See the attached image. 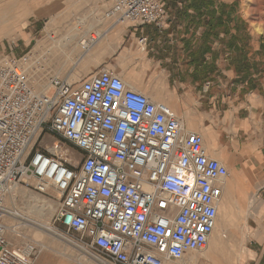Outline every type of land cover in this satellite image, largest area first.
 <instances>
[{"label":"built area","instance_id":"1","mask_svg":"<svg viewBox=\"0 0 264 264\" xmlns=\"http://www.w3.org/2000/svg\"><path fill=\"white\" fill-rule=\"evenodd\" d=\"M169 1L112 0L103 16L161 27ZM98 38L89 33L80 49ZM39 64L31 52L0 61V264H34L43 249L5 237V198L29 178L37 192L58 193L53 221L80 235L99 264H179L203 249L229 172L202 134L104 67L75 83L48 72L39 90ZM44 134L55 141L40 146ZM63 141L80 155L75 163Z\"/></svg>","mask_w":264,"mask_h":264},{"label":"crops","instance_id":"2","mask_svg":"<svg viewBox=\"0 0 264 264\" xmlns=\"http://www.w3.org/2000/svg\"><path fill=\"white\" fill-rule=\"evenodd\" d=\"M111 3L112 0H50L40 3L46 7L44 16L36 15L32 9L26 19L35 27L50 14L74 36L70 43L73 60L67 62L69 70L64 79L70 74L82 76L76 81L79 82L103 67L117 72L128 88L169 106L186 129L210 139L215 149L205 147L209 156L221 153L230 172L228 181L222 182L217 205L221 212L218 229L211 233L205 252H186L180 263L264 264L263 78H244L238 61L234 57L227 59L228 50L218 41L211 44L215 55L206 52L205 60H199L194 51L203 27L197 28L194 36L191 29L181 33L185 21L176 24L174 9L167 7L168 3L163 29L155 24L134 25L105 18L103 13ZM92 32L99 34L97 42L79 54L74 43ZM263 41L262 38L260 42ZM256 46L252 44L253 51ZM86 62L93 70L82 73L79 68ZM64 240L74 244L69 238ZM34 264H76V259L68 252L46 250Z\"/></svg>","mask_w":264,"mask_h":264},{"label":"rangeland","instance_id":"3","mask_svg":"<svg viewBox=\"0 0 264 264\" xmlns=\"http://www.w3.org/2000/svg\"><path fill=\"white\" fill-rule=\"evenodd\" d=\"M46 1L50 0H0V16L2 17L4 15L5 17V20H2V28L8 27L14 16L21 14L22 12H25L27 10L29 11V9H33L34 6L40 5L41 7H44V5L42 6L40 3H45ZM223 1H226L227 3L229 1L232 2L228 7V15L235 18L236 21H240V26L242 25V29L240 30V32L237 29H232L231 34L236 33L240 36L243 33H246L248 35L247 48H244L245 51L241 55L237 51V53L229 51L226 45H223L224 50H228H226L228 52L227 59L234 60V57L235 61H238L239 70L243 74L242 76L244 78L249 79L253 78L254 75H256L257 78H260L261 80L263 78L264 80V41L260 42L262 38L264 39V30H262L261 32L256 30V26L264 27V0ZM32 5L34 6L32 7ZM28 14V12L25 14L22 20L23 24L21 26H18L10 34L0 37V61L4 57L12 54L21 55L27 52H31L34 55L35 59H37L40 63L34 72V77L36 78V83L34 84L35 86L38 81L40 83H45L47 81L48 72L50 75L63 78L66 75V72H68L69 70L67 62L68 60L72 59L70 50L72 44H64V36H68L69 34L67 28L61 27L60 20L54 21L53 19H51L50 14L48 18L42 17V19L35 24V27H33L34 24H31L30 20L26 19V16ZM133 24L136 25L135 23ZM163 27H165V25L162 26V28L160 27V29H163ZM29 31L32 32L31 35L28 34ZM229 36H227L226 39L229 38ZM84 37L85 36H81L80 39ZM220 37L222 38L223 34L220 35ZM39 40H44V43L42 47L38 48L35 45ZM78 41L74 43L73 47L76 48V51L79 54H83L84 52L80 49ZM241 41L243 42L244 38L238 39V43H240L239 45H242ZM254 43L258 46H256L257 49L253 51L252 44ZM47 63L50 64L47 65ZM79 70L82 71V73H87L88 71H92L93 69L89 66V68L86 70H84L82 67L79 68ZM116 73L117 72H115L114 74ZM81 77L73 76L70 74L68 75L67 80L75 83ZM123 80L125 81V79ZM41 89L43 88H39V90ZM204 140L206 141L204 142V146L206 147V149H208L206 143L211 140L206 138H204ZM53 141H55V137L44 134L38 140V144L40 146H44L45 144L50 145ZM63 142V148L69 151V154L71 156L70 160L72 161V163H75L80 159V155L77 153L76 149L72 146L71 143L66 141ZM221 163L228 166L224 162ZM223 181H228V179L224 178ZM15 187L22 188L26 195L35 194L42 199L52 198L54 199L55 205L52 212L46 214V216H44L43 218H38L28 213V210L24 205L26 201L24 196L21 195L19 199L14 201L9 193L5 198V205L8 209L16 212V215H18V218L16 220L4 217L5 225H10L8 226L10 229H6L5 231V237L10 244H12L14 247H18L23 245L25 242L36 241V243L43 246V249L41 250L39 255L46 250H55L58 252L64 251L68 252L69 256H72L76 259V264H99V261L95 257L97 256V253L91 251L86 246L84 249L80 248L77 245V238H79L80 235L73 231H66V229L61 227L57 222L53 221V215L60 204L59 195L56 191L49 190L45 194L37 192L34 189V180L32 178H29L26 183H19ZM18 220L23 221V223L19 225ZM44 220H47L49 222V225L53 231L39 226H36L35 228L32 227L33 225L31 223L35 221L36 223H40ZM26 223L28 224L27 226L24 225ZM17 225H19L20 227H18ZM62 236H65L67 239L69 238L70 240L74 241V244L72 242H67V240H64ZM61 248L63 249L61 250ZM205 250L206 246L201 250L193 252L192 254H201L205 252ZM178 263L182 264L180 263V261H178Z\"/></svg>","mask_w":264,"mask_h":264},{"label":"trees","instance_id":"4","mask_svg":"<svg viewBox=\"0 0 264 264\" xmlns=\"http://www.w3.org/2000/svg\"><path fill=\"white\" fill-rule=\"evenodd\" d=\"M168 6L174 9L176 24L185 21L181 33H189L191 29V35L194 36L195 30L203 27L200 42L197 43L198 47L194 51L199 60H205L206 52H212L215 55L211 48V44L215 41L221 45L225 44L229 51L238 52L240 55L245 51L244 48H247L248 35L246 33L240 36L236 33L231 34L232 29L240 32L242 25L240 26V21L228 15V4L219 0H170ZM220 34H223L222 38ZM227 36L229 38L226 39ZM239 38H244V41H241L242 45L238 43Z\"/></svg>","mask_w":264,"mask_h":264},{"label":"bare ground","instance_id":"5","mask_svg":"<svg viewBox=\"0 0 264 264\" xmlns=\"http://www.w3.org/2000/svg\"><path fill=\"white\" fill-rule=\"evenodd\" d=\"M45 8H46L45 6L44 7H41L40 5L39 6H34V8H33V11L34 12L33 13H35L36 15H38L40 17L41 16H44L46 14L45 11H44V10H46ZM31 11H32V9H29V11L27 10L25 12H22L21 14H18L16 16H14L13 19L11 20L10 24L8 25V27H5V28H2V25H1L2 22H3L2 20H5V17H4V15L2 17L0 16V37H2L3 35L10 34L18 26H21L23 24L22 23V20H23L25 14L27 12L30 13ZM256 30L259 31V32H261L262 30H264V27L263 26L262 27L261 26H256ZM73 37L74 36L72 34H70V35L68 34V36H64V44H70L71 41L73 40ZM43 43H44V40H39L36 43L35 46L38 47V48L39 47H42ZM75 51H76V49H75ZM78 51H80V50H78ZM49 62H50V60H49ZM49 64L50 63H47V65H49ZM82 68L84 70L88 69L89 68V64L84 63V65H82ZM36 86L38 88H46L47 82L40 83L38 81L37 84H36ZM204 142H206V141L204 140ZM206 144H207V147L209 149H211V150H214L215 149V144L212 141H209ZM210 156L213 157V158H215V159H217L220 162H223L222 161L223 159L221 158V153L220 152L212 153ZM224 161H226V159ZM230 164H231V162H230ZM10 195H11V197H12V199L14 201L17 200V199H19V197L21 195L24 196V198L26 199L24 205H25L26 209L28 210V213L32 214L35 217L43 218L44 216H46V214H48V213H50V212H52L54 210L55 203H54V199H52V198L42 199L41 197H39V196H37L35 194L26 195L25 192H24V190L22 188H17V187H14L10 191ZM8 213H7L8 215H6L7 218H12L14 220H16L18 218V215H16V212H13L10 209H8ZM219 217H220V210L217 211L216 224H215V227L213 229V232H216V230L218 229ZM18 223L20 225V224L23 223V221L18 220ZM31 224L33 225L32 226L33 228H35L36 226H39V227H44V228H46V229H48L50 231H53L52 228L49 225V222L47 220H44L43 222H40V223H36V221H35V222L31 223ZM19 225H17V226L20 227ZM24 225L27 226L28 224L26 223ZM8 226H10V225H7V228L6 229L9 230L10 228ZM62 237H63V239L66 238L65 236H62ZM79 247L85 249V247H81V246H79Z\"/></svg>","mask_w":264,"mask_h":264}]
</instances>
